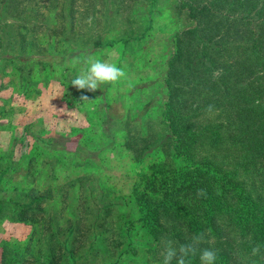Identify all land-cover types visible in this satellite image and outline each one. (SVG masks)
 Returning <instances> with one entry per match:
<instances>
[{
	"label": "rangeland",
	"instance_id": "rangeland-1",
	"mask_svg": "<svg viewBox=\"0 0 264 264\" xmlns=\"http://www.w3.org/2000/svg\"><path fill=\"white\" fill-rule=\"evenodd\" d=\"M117 1L0 0V198H45L36 223L0 219V264H47V245L54 264H157L134 198L160 161L142 139L158 131L172 38L188 24L180 0ZM93 59L125 77L74 87Z\"/></svg>",
	"mask_w": 264,
	"mask_h": 264
},
{
	"label": "trees",
	"instance_id": "trees-1",
	"mask_svg": "<svg viewBox=\"0 0 264 264\" xmlns=\"http://www.w3.org/2000/svg\"><path fill=\"white\" fill-rule=\"evenodd\" d=\"M180 2L188 25L172 38L158 131L142 139L160 161L142 175L134 198L154 243L150 253L163 264L166 241L178 248L200 237L185 264H201L204 249L216 251L215 264H264V0ZM108 5L103 0L106 12ZM44 199L0 198V219L10 213L36 223ZM54 249L47 245V264L55 263Z\"/></svg>",
	"mask_w": 264,
	"mask_h": 264
},
{
	"label": "clouds",
	"instance_id": "clouds-1",
	"mask_svg": "<svg viewBox=\"0 0 264 264\" xmlns=\"http://www.w3.org/2000/svg\"><path fill=\"white\" fill-rule=\"evenodd\" d=\"M125 71L123 68L118 67L113 63L103 61L101 59H93L89 62V67L86 72L78 74L73 80L72 85L78 89H87L89 91H95L101 84H112L118 82L121 78L125 77ZM83 100H88L85 96ZM208 112L213 111L211 105L207 108ZM204 190H197V196L203 195ZM201 238L197 237L193 240L192 244L180 245L178 248L173 247L172 241L165 242V248L163 252V264H172L175 260L176 264H185V258L194 255L196 252V245L200 243ZM260 252L259 246L252 249V255L255 256ZM201 264H215L217 259V253L211 249H204L200 252Z\"/></svg>",
	"mask_w": 264,
	"mask_h": 264
}]
</instances>
